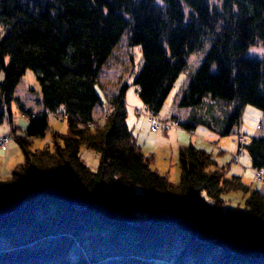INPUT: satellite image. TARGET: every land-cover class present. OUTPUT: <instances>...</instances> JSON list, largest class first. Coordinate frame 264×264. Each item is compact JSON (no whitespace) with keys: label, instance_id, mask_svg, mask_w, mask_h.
<instances>
[{"label":"trees","instance_id":"trees-1","mask_svg":"<svg viewBox=\"0 0 264 264\" xmlns=\"http://www.w3.org/2000/svg\"><path fill=\"white\" fill-rule=\"evenodd\" d=\"M0 23V108L32 70L42 108L66 113L51 147L32 148L48 119L19 105L28 120L15 134L21 160L0 179V264H264L256 188L192 143L177 149L176 181L153 168L126 123V83L92 120L99 72L123 35L141 48L133 84L152 114L195 53L168 117L222 138L237 135L245 106L257 108L259 133L245 149L263 171L264 62L246 54L264 48V0H0ZM82 147L97 156L95 171ZM231 194L243 205L223 210Z\"/></svg>","mask_w":264,"mask_h":264},{"label":"rangeland","instance_id":"rangeland-1","mask_svg":"<svg viewBox=\"0 0 264 264\" xmlns=\"http://www.w3.org/2000/svg\"><path fill=\"white\" fill-rule=\"evenodd\" d=\"M5 32L4 26L0 23V39L3 36ZM247 57L250 58H255L260 61L264 62V48L258 44L254 47H251L247 54ZM195 57V53H192L188 59H187V64L186 68L179 74L177 79L175 80L172 89L170 90L167 98L165 99L163 106L159 112V116L161 117H167V111L170 109L171 103L176 95V92L182 83V81L185 79L186 74L192 69V62ZM9 61V58H5V63ZM143 65V58H142V53H141V48L138 45L130 46L128 44V39L127 35H123L120 39V41L117 43V45L114 47L112 50V53L106 63L103 65L101 68L99 75H98V84L96 85V91L98 93V96L101 98L105 97L104 101L102 103L107 102L109 97L117 91V89L123 84L126 83L128 85L127 89V95H126V104H128V110H135V108H141V115H136L137 118H140V122L138 124V129L137 133H145L143 135H149L151 132L149 131L148 128H146V131L144 130V123L146 125V117H145V112L143 108V104L138 98L137 92H136V87L134 86L133 82L140 71L141 67ZM3 79V71L0 69V82ZM18 93L21 94V96H24V98H28L26 100H33L34 98L39 97L40 95V87L38 84V81L36 79V75L32 70H26L22 78L20 79V84L18 86ZM24 93V94H23ZM20 96V95H19ZM204 101L206 102L207 99L205 98ZM28 102V101H27ZM205 105V104H204ZM102 107L99 110H96V113L99 114L95 118L94 121H101L103 117V110L105 105H101ZM1 109H4L2 106ZM32 113L36 114H41L44 109H40L34 111ZM261 111L258 110L257 108L253 106H245L243 109L242 117H241V127H240V133H242L245 137V140L248 141L251 138H254L258 135L259 130H258V122L261 118ZM11 115H12V124L15 127V134L16 136H22V129L25 127L27 124V118H25L21 110L19 108L18 103L13 100L11 102ZM9 126V120H8V115L5 113L4 118L2 122L0 123V128H8ZM48 126L52 130H56L59 132H65L66 131V123L65 120L61 121H56L52 118L48 119ZM148 127V123L146 125ZM175 128V127H170L169 129H166V131ZM165 133L163 128H159L156 133H152V135L156 136H163ZM3 134H9V140H11V143L15 145L17 148V143L15 141V135L11 132V128L5 131ZM2 135V134H0ZM142 135V134H140ZM142 137V136H141ZM8 140V141H9ZM168 140L171 142L172 140H176L175 137L169 134ZM7 141V142H8ZM170 142H165V145L161 146L158 145V147L166 148L160 149L157 147V149L154 151L155 156H153V164L152 167H154V161H156L157 165L156 168L158 171L161 170L160 172H165L167 170V178L170 181H176L177 176H178V166H177V157L173 153V158L171 157V152L169 148ZM198 142V141H194ZM214 149H212V157L214 160L219 164V165H224L227 166L229 164H234L239 167L242 171H249V156L244 147H239V143L235 136H227V137H222L217 141ZM194 144V143H193ZM48 146L51 147L52 145V139H51V134L50 132H47L44 134L42 138H33L31 140V147L32 148H39L43 146ZM210 149V148H209ZM238 149H241L242 155L239 157L237 161L233 160V156L237 153ZM234 150V151H233ZM19 151V149H18ZM1 152V151H0ZM20 153V152H19ZM148 153V152H145ZM232 155V156H231ZM79 156L85 163V165L89 168L90 171H95L96 166H97V156L85 149L81 148L79 151ZM175 156V157H174ZM20 160H21V154H20ZM162 164V165H161ZM226 164V165H225ZM161 168V169H160ZM225 170L227 167H224ZM163 170V171H162ZM8 172V171H7ZM228 174L229 171L227 170ZM8 174L6 173V176ZM247 182L253 184L256 186L257 184L263 183L264 181H258L254 179V171L252 178L249 177L248 179H245ZM138 191V190H137ZM224 198L227 200L226 205L223 207V210H231L235 208L236 206H242L243 205V199L239 195H227L224 196ZM201 199L205 200L207 203L211 204L210 199L206 196L205 193H202ZM2 243L1 245L6 244L5 238H1Z\"/></svg>","mask_w":264,"mask_h":264},{"label":"crops","instance_id":"crops-1","mask_svg":"<svg viewBox=\"0 0 264 264\" xmlns=\"http://www.w3.org/2000/svg\"><path fill=\"white\" fill-rule=\"evenodd\" d=\"M19 84H20V82L17 84V86L14 90V94H13V98L18 103V105H21L23 107V109H25V110H33L34 111V109H35V111H37V110L42 109L40 95H39V97L34 98L33 100H26L28 98H26V97L24 98V96H21V94L18 93ZM126 95L127 94H125V101H126ZM104 99H105V97H103V95H102L100 102L98 104H96V106L94 107V109L92 111V120H95V118L99 114V112H98V114L96 113V110H99L102 107L101 105H105V103H102L104 101ZM127 106H128V104H126V108H127L126 123L132 129L133 134L136 138L137 145L141 148V150L143 152H148V153L152 154L153 156H155L154 151L157 149L158 145L163 146V145H165V142H170L168 140L169 134L172 135L173 137H175V139H176L174 141L172 140L169 144V148H170V152H171L170 158H173V153L177 157L178 147L180 145H184L187 143H192V144L194 143V145L197 148H200V149H203L209 153H212V149L216 148L215 145H216V143H218L217 141L219 139H221V138H218L213 132H211L208 128H205V127H197L195 130H193L191 132L185 131V130L181 129L180 127H175V128H172L168 131L164 130L165 133L163 136L158 135L155 137V135H152V133H151L149 135H146L147 138H145V135H143L145 133H143V132L137 133L136 132L138 129V124L140 122V118L138 119L137 116L135 117V110L132 109L130 112V110H128ZM1 108H0V112H1L0 123L3 120L5 113H7L8 120H9V126H8V128H6V127L0 128V134L5 133V131L8 130L9 128H12L13 134L15 135V127L12 124L11 105L9 106V111H7L5 109V107H4V109H1ZM21 113L26 118V115L22 111H21ZM146 125H147V123H146ZM146 125L144 123L143 128L145 131H146V128H148V127H146ZM26 128H27V124L22 129V136H24V131ZM50 131H52V129H50V127H49V130L47 132H50ZM54 131H56V130H54ZM140 134H142V135H140ZM22 136H20V137H22ZM194 141H198V142H194ZM158 148L164 150V148H166V146L164 148H161V147H158ZM19 161H20V153L18 151V148L11 143V140H9L6 143L4 149L0 152V179L5 178L6 173L8 174L10 169L13 167V165ZM156 165H157V163H156V161H154L155 169L158 168V167H156ZM219 166L227 167L226 173L228 170L229 173H232L230 175L240 176L244 182H247L245 179H248L249 177L252 178V175H253V170L250 167V163H249V168H250L249 171H242L241 169H239L238 166H236L234 164L232 165L229 163L227 166H224V165H219ZM159 171H161V170H159ZM166 171L167 170H165V172ZM166 173H168V172H166ZM263 174H264V170H263ZM248 184H250V183H248ZM251 185L254 188H256L261 194L264 195V182L257 184L256 186H254L253 184H251Z\"/></svg>","mask_w":264,"mask_h":264},{"label":"built area","instance_id":"built-area-1","mask_svg":"<svg viewBox=\"0 0 264 264\" xmlns=\"http://www.w3.org/2000/svg\"><path fill=\"white\" fill-rule=\"evenodd\" d=\"M146 121L148 123V129L151 133H156L159 128H163L164 130L169 129L170 127H178V118H169L161 117L159 114H152L144 108ZM42 113L45 114L47 119H54L56 121H61L66 119V113L62 107H58L55 110H44ZM39 114L38 116L42 115ZM141 109H135L136 115H141ZM106 115V110H103V117ZM28 120V119H27ZM239 143V147H244L247 144L245 137L243 134H237L235 137ZM9 140V134L0 135V151H2ZM242 155L241 149H238L237 153L233 156V160L237 161L239 157ZM254 179L258 181H264V175L262 169L254 170Z\"/></svg>","mask_w":264,"mask_h":264}]
</instances>
